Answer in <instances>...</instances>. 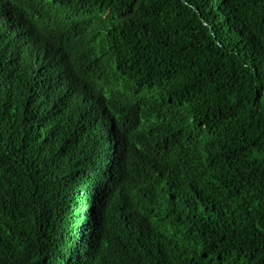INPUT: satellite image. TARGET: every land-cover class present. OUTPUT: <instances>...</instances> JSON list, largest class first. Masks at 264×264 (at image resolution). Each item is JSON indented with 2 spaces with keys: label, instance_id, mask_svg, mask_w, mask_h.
<instances>
[{
  "label": "trees",
  "instance_id": "1",
  "mask_svg": "<svg viewBox=\"0 0 264 264\" xmlns=\"http://www.w3.org/2000/svg\"><path fill=\"white\" fill-rule=\"evenodd\" d=\"M0 264H264V0H0Z\"/></svg>",
  "mask_w": 264,
  "mask_h": 264
},
{
  "label": "clouds",
  "instance_id": "2",
  "mask_svg": "<svg viewBox=\"0 0 264 264\" xmlns=\"http://www.w3.org/2000/svg\"><path fill=\"white\" fill-rule=\"evenodd\" d=\"M71 63L67 61L62 64L64 72H77L84 73L86 68L79 63L75 58ZM78 96L82 99L86 107L97 109L98 111H104L107 114L108 119L111 118L112 111L104 98H102L98 92L87 83L84 78H80L75 81ZM179 172L171 165L161 166L150 164L138 167L132 177L128 178V201L129 209L126 212L127 221L125 222V229L122 231L129 236H136L140 232L144 231V236H148L149 231L153 228L151 222L145 217V210L148 207V201L139 200L141 193L151 194L152 200L157 201L159 197L172 198L174 196L173 191L177 189L176 182ZM157 196V197H155ZM169 207L165 203H160L157 206V216L168 210Z\"/></svg>",
  "mask_w": 264,
  "mask_h": 264
},
{
  "label": "bare ground",
  "instance_id": "3",
  "mask_svg": "<svg viewBox=\"0 0 264 264\" xmlns=\"http://www.w3.org/2000/svg\"><path fill=\"white\" fill-rule=\"evenodd\" d=\"M107 198V196H105Z\"/></svg>",
  "mask_w": 264,
  "mask_h": 264
}]
</instances>
